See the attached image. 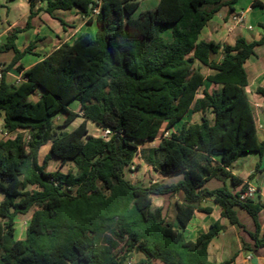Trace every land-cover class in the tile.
I'll use <instances>...</instances> for the list:
<instances>
[{
	"label": "trees",
	"instance_id": "16d2710c",
	"mask_svg": "<svg viewBox=\"0 0 264 264\" xmlns=\"http://www.w3.org/2000/svg\"><path fill=\"white\" fill-rule=\"evenodd\" d=\"M53 17L56 10L77 9L92 23L93 37L79 35L63 43L41 61L22 72L20 82H9L6 72L30 51L20 52L15 39L20 29L8 32L0 53L12 51V61L0 75V121L8 133L26 131L0 140V264H126L132 254L139 264H230L208 260L209 242L225 228L219 222L195 241L172 228L152 197L182 194L176 203V220L186 227L194 213H211L201 203L212 198L221 217L247 233L242 251L264 247L257 221L264 203L258 198L240 200L247 190L229 168L240 157L264 154L257 137L252 107L245 88L244 63L254 49L264 45V34L233 45L205 42L199 34L221 7L233 12L238 0H159L154 9L133 13L135 0H28L29 20L37 2ZM253 6H261L254 0ZM62 26L64 22L58 20ZM264 30V23L258 25ZM171 29V39L163 37ZM221 53V60H210ZM215 71L204 76L195 63ZM219 90H199L204 81ZM264 96V90L257 89ZM77 102L82 122L71 132L55 135L79 117L70 110ZM210 109L214 121L183 124L157 147L142 154L154 170L176 182H154L139 187L124 173L140 149L170 129L189 111ZM63 116L56 126L55 119ZM87 122L108 130V139L88 134ZM50 142L39 163L38 153ZM141 154V152H140ZM219 155V162L213 158ZM57 159L72 167L63 173L47 171ZM257 168V166H256ZM216 179L223 185L206 189ZM233 187L231 193L225 182ZM244 210L255 224L247 232L236 210ZM26 223L23 239H16L14 224Z\"/></svg>",
	"mask_w": 264,
	"mask_h": 264
},
{
	"label": "crops",
	"instance_id": "0c3cea01",
	"mask_svg": "<svg viewBox=\"0 0 264 264\" xmlns=\"http://www.w3.org/2000/svg\"><path fill=\"white\" fill-rule=\"evenodd\" d=\"M16 1L17 0H3V6L6 10L4 20L6 27L0 33V44L4 42L8 32L12 31L14 28H18L21 32L16 35V48L22 52L30 47V51L24 54L19 61L6 72V77L9 82H18L17 80L21 79L23 71L41 61L61 44H71L81 34L87 33L91 37L95 34L96 26L94 23V16L91 15L92 23H88V17L83 16L77 9H71L66 11L56 10L53 13V17H51L42 11L45 4L39 1L33 9L34 15L29 20V26L25 28L30 14L29 2L28 0H22V6H15ZM135 1L138 2V7L133 13V17H138L142 11L154 9L159 2V0ZM256 1L260 2L261 6H253L254 0H238L237 3L233 5V12H229L227 7H221L203 27L199 34V40L228 45H233L235 40L239 37H243L247 42L258 40L261 35L264 34V30L258 26L264 23V0ZM234 14L242 16V23L235 24L232 21V16ZM58 20H62L65 25L62 26ZM170 32L171 29H167L164 32L163 37L166 40L171 39ZM13 56L14 54L12 51L0 53L1 71L12 61ZM221 58V53L210 55V60L216 63H218ZM18 65L23 68L22 72L16 70V66ZM195 67L199 69L205 77L215 73L214 70L198 62L195 63ZM243 67L247 76L245 91L252 107L257 137L260 142H264V96L257 93V89L264 90V45L254 49V53L246 59ZM202 69H205V72H203ZM220 88L221 85H214L205 80L197 97H202L203 90L211 92L213 90H219ZM70 110L79 115L74 122L77 120L82 122L79 105L77 104L75 107H70ZM58 117L60 118V116ZM203 118L211 125L214 121V114L210 109L199 112L189 111L181 120L166 131L169 134L177 133L183 124L190 125L200 123ZM1 123L2 121H0V124ZM88 124L89 122H87V127ZM91 125H93L96 130L100 131L101 128L95 124ZM92 136L96 137L95 135ZM155 141H159L160 143L161 140L155 139L150 142ZM46 146L48 148L44 150ZM49 148L50 142L40 148L38 160L40 154L43 153V155H46L45 153ZM213 159L219 162V155L215 156ZM137 163H140L139 171L135 173H124L125 180L129 181L131 184L139 187H148L154 182L172 183L178 180V178H168L159 171L154 170L150 165H143V162ZM229 171L233 176L242 181V185L245 184L247 186V184H250L255 187L256 193L251 197L252 200L256 201L259 198L260 201L264 203V154H262V156L256 153L244 155L231 165ZM134 176L143 182L145 179H148L149 176H156L158 178L141 186L131 181L135 178ZM222 185L223 184L216 179H209L204 187L212 191L222 187ZM225 185L231 193L239 192L242 187V185L233 187L229 180L225 182ZM181 198L182 194L152 197V203L155 207L163 209L167 222L173 229L182 232L186 240L195 241L201 234L207 232L209 227L215 222H219L220 225L225 228L219 232L207 246L209 261L222 263L234 258L233 262L230 264H252L251 260L255 258L257 260L256 264H264V247L252 253L243 252L241 240L248 243L251 242L247 233L237 226L230 224L227 219L221 217V209L213 203L212 198L205 199L201 203V207H210L211 213L207 214L196 211L189 224L186 227H182L176 220V203L180 202ZM236 215L247 232H254L255 224L244 210L237 209ZM257 221L260 227L258 238H261L264 236V208L259 211ZM248 257H250V261L247 260Z\"/></svg>",
	"mask_w": 264,
	"mask_h": 264
},
{
	"label": "rangeland",
	"instance_id": "374dc122",
	"mask_svg": "<svg viewBox=\"0 0 264 264\" xmlns=\"http://www.w3.org/2000/svg\"><path fill=\"white\" fill-rule=\"evenodd\" d=\"M140 1V0H139ZM22 0H17L15 2V6H22ZM4 2L3 0H0V33L2 32V30L6 27V23L4 22L5 20V7L3 6ZM166 36V35H164ZM203 72H205V69H202ZM78 103L77 102H72L70 104V107H75ZM63 117L60 116V118H56L55 119V124L56 126H60L63 122ZM80 120H77L76 122H74L73 124H70L68 127L66 128H56L55 129V135L59 136L65 133H69L71 132L73 129H75L79 124H80ZM92 123L89 122L87 130H88V134L89 135H95L96 137H101V138H107L106 136H104V130L100 129V131L96 130V128L91 125ZM159 144V141H155V142H146L140 145V152H141V158L143 160V165H146L147 163L144 161L142 154H145L148 150V148L150 147H154L157 146ZM48 148L47 146L44 148V150ZM48 152V151H47ZM47 152L45 154H47ZM45 155H43V153L40 154L39 156V163H42V160L44 158ZM140 162L139 160L135 159L134 160V165L136 168V171H139V164L137 163ZM148 165V164H147ZM72 167V165L70 163H61L59 160L51 158L48 161L47 164V171H55V170H60L61 172L65 173L68 171V169H70ZM136 171H134L133 173H135ZM128 173V172H126ZM146 174V173H144ZM148 174V171H147ZM135 178L133 180H131L132 182H134L137 185H146L147 183H149L152 180H156L158 177L156 176H149L148 179H145L144 182L140 181L136 176H134ZM129 178V177H128ZM129 180V179H128ZM3 195L0 194V201L2 200ZM170 218V217H169ZM168 218V219H169ZM25 228H26V223H24L23 221H16L14 224V234H15V238L16 239H23L24 238V233H25ZM142 258V256L140 254L134 253L132 254L131 258L128 260V262H126V264H139V260Z\"/></svg>",
	"mask_w": 264,
	"mask_h": 264
},
{
	"label": "built area",
	"instance_id": "2783aa9c",
	"mask_svg": "<svg viewBox=\"0 0 264 264\" xmlns=\"http://www.w3.org/2000/svg\"><path fill=\"white\" fill-rule=\"evenodd\" d=\"M98 14V8H95L91 15H97ZM232 21L235 24H240L242 23V16L238 15V14H234L232 16ZM2 71L0 70V75H1ZM22 79L17 80L18 82H20ZM23 134V138L25 141L29 140V135L26 131H19L17 133H8L4 128H3V123L0 124V140H7V139H12L15 138L17 136V134ZM109 131L108 130H104V136H106L108 139L109 136ZM169 136V133L167 131H164L162 133L161 136L157 137L156 139L162 140L163 138H167ZM105 139V138H104ZM137 159L140 162H143L142 158H141V154H140V149L137 150V153L132 161V163L130 165H128L125 169V172H129V173H133L134 171H136L135 165H134V160ZM256 193V189L254 186L247 184V190L240 195V200H244L246 198H251L252 196H254V194ZM248 261H250V257L247 258Z\"/></svg>",
	"mask_w": 264,
	"mask_h": 264
},
{
	"label": "water",
	"instance_id": "95a60500",
	"mask_svg": "<svg viewBox=\"0 0 264 264\" xmlns=\"http://www.w3.org/2000/svg\"><path fill=\"white\" fill-rule=\"evenodd\" d=\"M251 263H252V264H256V263H257V260H256L255 258H253V259L251 260Z\"/></svg>",
	"mask_w": 264,
	"mask_h": 264
}]
</instances>
